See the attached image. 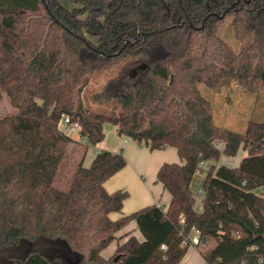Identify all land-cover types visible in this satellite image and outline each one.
Masks as SVG:
<instances>
[{"label":"trees","instance_id":"16d2710c","mask_svg":"<svg viewBox=\"0 0 264 264\" xmlns=\"http://www.w3.org/2000/svg\"><path fill=\"white\" fill-rule=\"evenodd\" d=\"M71 2L78 7L0 0V100L17 111L0 118V264H181L193 230L212 243L197 245L205 264H264V122L241 133L219 126L204 95L225 81L249 94L264 87V0ZM229 19L240 51L221 37ZM113 67L93 94L113 111L94 112L83 93ZM64 116L93 146L111 123L150 151L175 148L182 164L157 173L168 208L114 219L129 191L105 183L127 160L109 151L86 167L84 148L68 187H58L77 144L60 128ZM241 148L239 165H220ZM131 221L144 240L128 233L116 256H103Z\"/></svg>","mask_w":264,"mask_h":264},{"label":"rangeland","instance_id":"374dc122","mask_svg":"<svg viewBox=\"0 0 264 264\" xmlns=\"http://www.w3.org/2000/svg\"><path fill=\"white\" fill-rule=\"evenodd\" d=\"M65 8L74 9L77 8V5H74L71 0H58ZM230 19L226 22L225 26L220 30L221 37L230 44L235 50L240 51L242 44L239 43L234 35L231 33L230 27ZM114 71H116V67H113L106 74L101 75L97 80H94L92 85L88 87L83 93V99L85 106L94 110V112L110 114L113 111V107L109 104H100L93 100V94L101 87L102 84L106 82V79L113 75ZM224 86L217 91H205L204 95L207 99H209L213 103L214 108V120L215 123L219 126H223L234 130L235 132H244L248 127L250 122H264V87L257 94H249L245 90H243L240 86H237L235 82L225 81ZM17 111L11 106L10 99L7 95L4 96L2 100H0V118L5 117L7 115L15 114ZM105 140L99 144L98 146H93L88 142H84L78 132L70 133L69 136L72 137L77 144L71 145L69 148L70 157L72 160L68 162L67 167L61 172L59 178L56 181V185L61 188H67V179L69 178V173L71 170V164L76 163L80 160V156L83 153L84 148L88 149L87 155L85 157V165L91 166L95 157L92 161L90 159L94 154H97V151L100 147H115L118 145L119 135L117 133V127L111 123H107L105 125ZM129 142L128 147L134 146L133 142ZM246 151L241 148V151L238 153V161H236V166L239 165L241 159L244 155H246ZM99 154V153H98ZM225 158V157H223ZM223 162L224 159L222 160ZM203 167H205L203 165ZM204 174L199 172L195 181L193 182V188L198 191L199 186L203 180ZM259 193H262V190H257ZM136 194V193H135ZM204 195L197 194V200L200 201V205H202ZM129 208V206H128ZM164 208V207H163ZM197 208H199L197 206ZM202 209V208H201ZM127 210V206H126ZM138 210V209H136ZM135 210V211H136ZM133 212V211H132ZM129 212L128 214L132 213ZM196 230H193L190 234L191 242L185 246H189L187 254L182 260L181 264H205V260L200 253V248L197 246L198 244L194 243L192 239L194 238ZM118 236V235H117ZM142 239V236H141ZM120 241V243H119ZM115 242H118L117 248L120 244H122L120 238H117ZM113 243V242H112ZM212 244V243H211ZM210 242L208 245H211ZM111 245V244H110ZM109 245V246H110ZM116 246V245H115ZM108 248V247H107ZM106 248V249H107ZM116 249L112 248L113 253L110 255L107 252L103 251L102 254L106 258H112L116 256ZM115 250V251H114Z\"/></svg>","mask_w":264,"mask_h":264},{"label":"crops","instance_id":"0c3cea01","mask_svg":"<svg viewBox=\"0 0 264 264\" xmlns=\"http://www.w3.org/2000/svg\"><path fill=\"white\" fill-rule=\"evenodd\" d=\"M128 141L133 142L123 136H119L117 146L100 147L97 151V154L103 151L122 154L127 160V167L120 170L105 183V187L109 192H114L118 189L129 191V197L124 201L123 212L111 214L114 219H118L122 214H128L129 212H134L136 209H141L150 205L161 206L166 210L172 196L170 192L164 188V185L157 180V173L160 167L165 163L182 164L175 148L169 147L164 150L150 151L147 147L139 146L135 142H133L134 146L128 147ZM97 154H94L90 161H92ZM223 159L226 161L227 157ZM221 163L225 162L221 161ZM85 166L88 167V165ZM128 233L136 236L141 241L144 240V236L139 230L136 221H131L125 228L120 230L117 233V237L120 238L123 243L129 238L130 235H126ZM117 245L118 242L116 243L113 241L105 250L107 254L109 253L108 255H110V253H113L112 248L116 249Z\"/></svg>","mask_w":264,"mask_h":264},{"label":"built area","instance_id":"2783aa9c","mask_svg":"<svg viewBox=\"0 0 264 264\" xmlns=\"http://www.w3.org/2000/svg\"><path fill=\"white\" fill-rule=\"evenodd\" d=\"M60 128L68 136H69L70 133H74V132H78L79 133V125L77 123H75V122L73 123L68 116H64L62 118L61 124H60ZM85 141L86 140H84V142ZM221 146H222V144H220V148H222ZM237 157H238V155L237 156H233V157H227L226 162L225 163H221L220 162V165H226V166H231V167L232 166H236V161H238ZM201 167H203V164H201ZM261 190L264 193V189L261 188ZM204 193L205 192H204L203 188L201 186H199L197 194L198 195H204ZM200 203H201L200 201H196L195 202V205L198 206L199 209L202 208V205H200ZM195 232H196V234H195L194 238L192 239V241L194 243H196V244H202L204 247L207 246L208 245L207 242H203V243L201 242V240H200V232L198 230H196ZM190 242H191V238L188 237V238H186L184 240L183 244L187 245V244H190ZM162 247L165 248V245H163Z\"/></svg>","mask_w":264,"mask_h":264},{"label":"water","instance_id":"95a60500","mask_svg":"<svg viewBox=\"0 0 264 264\" xmlns=\"http://www.w3.org/2000/svg\"><path fill=\"white\" fill-rule=\"evenodd\" d=\"M116 259H118V258H116Z\"/></svg>","mask_w":264,"mask_h":264}]
</instances>
